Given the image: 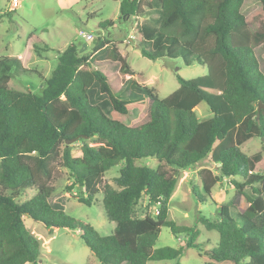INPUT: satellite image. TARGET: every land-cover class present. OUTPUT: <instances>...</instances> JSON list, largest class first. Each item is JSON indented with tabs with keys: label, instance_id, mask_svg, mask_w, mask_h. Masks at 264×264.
<instances>
[{
	"label": "trees",
	"instance_id": "trees-1",
	"mask_svg": "<svg viewBox=\"0 0 264 264\" xmlns=\"http://www.w3.org/2000/svg\"><path fill=\"white\" fill-rule=\"evenodd\" d=\"M119 1L121 20L144 17L145 9L158 5L154 25L140 27L142 56L181 58L185 66H205L208 73L192 80L177 76L179 87L159 99L143 74L130 68L127 54L110 50V60L120 64L116 74L94 65V55L110 44L98 39L90 52L66 47L37 96L9 87L13 68H22V62L0 58V264H37L39 242L24 217L48 229L79 230L99 264L179 259L181 249L154 247L162 227L176 236L192 231L168 220V203L177 173L206 159L208 166L197 173L205 196L193 190L194 197L212 200L211 191L222 180L229 181L234 194L219 206L217 219L199 220L219 236L217 248L199 249V256L210 264H264V145L252 155L241 151L247 141L264 139V108L257 111L264 106V74L253 51L264 49V0L248 16L242 13L246 0ZM113 25L106 21L101 28ZM27 45L38 57L47 47L34 34ZM126 77L132 92L123 100L118 94ZM94 85L112 112L135 111L136 117L128 124L107 117L89 100ZM202 102L212 116L199 120L195 109ZM75 139L80 156L73 155V143L67 144ZM141 160H156L158 166L138 165ZM120 164L116 188L103 184L105 174ZM56 167L83 188L81 203L90 205L102 193L106 217L115 224L110 236L51 206ZM189 236L184 246L199 248L198 232Z\"/></svg>",
	"mask_w": 264,
	"mask_h": 264
},
{
	"label": "rangeland",
	"instance_id": "rangeland-1",
	"mask_svg": "<svg viewBox=\"0 0 264 264\" xmlns=\"http://www.w3.org/2000/svg\"><path fill=\"white\" fill-rule=\"evenodd\" d=\"M12 0H0V58L16 57L21 60L22 68H13V78L9 87L13 90L32 93L40 96L45 80L49 79L57 66L58 55L70 44H74L79 51L84 45L87 49L82 53L91 51V46L98 39L110 42L108 46L94 55V65L108 73L116 74L120 64L112 62L110 50L116 49L127 54V62L130 68L137 73H142L145 85L154 88L159 99H164L178 87L177 76L184 80H192L208 73L205 66L192 64L187 67L181 58H160L150 60L141 54L138 43L142 39L140 27L144 24L154 25L153 19L158 17V5L153 4L152 9H145L144 17L119 19V0H19L15 9L11 7ZM147 1V0H145ZM260 7L259 0H246L242 9L245 16L253 13ZM106 21L114 22V25L105 29L101 24ZM34 34L47 47L41 57L36 56L27 45L28 37ZM84 35L90 34L93 39L87 41ZM260 71L264 74V49L257 46L253 49ZM115 76L111 79L114 85ZM122 84V90L118 97L129 99L132 92V81ZM91 104L99 106L107 117L118 120L124 124L132 121L137 113L135 111L127 115H118L111 111L108 99L98 93L97 85L91 87L88 92ZM195 113L199 120L211 117V112L205 103H200ZM90 146H95L92 140H88ZM263 138H254L241 146V151L247 155L262 152ZM80 143H73L72 153L80 156ZM209 160H203L199 165L191 167L184 172L177 173V186L168 203V220L177 226L190 228L197 231L195 244L199 248H187L184 246L192 233L173 235L167 227H162L154 249L169 247L175 250L181 249L182 256L177 260L148 262L147 264H210L199 256L200 250L217 248L218 233L207 231L200 223V219H217L218 209L227 203L234 194L233 187L228 180L217 183L211 191V199L207 197L205 202L194 197L204 198L201 190V182L197 173L208 166ZM138 165H145L152 169L158 166L156 160H141ZM122 165L110 169L103 178V184L116 188L114 180L119 175ZM73 179L69 177L65 169L56 167L52 185L55 192L49 202L55 209L63 211L67 216L83 224L91 226L100 236H110L115 224L110 222L102 205V193L92 198L90 205L80 202L85 198L83 188L72 185ZM70 186V190L68 187ZM250 192L249 188L246 189ZM24 198L20 199V202ZM146 201L144 202V204ZM156 212V207L151 208ZM233 218L235 212L230 211ZM28 232L39 242L40 255L37 264H99L85 245L79 230L60 228H46L43 224L33 221L28 217L23 218Z\"/></svg>",
	"mask_w": 264,
	"mask_h": 264
},
{
	"label": "built area",
	"instance_id": "built-area-1",
	"mask_svg": "<svg viewBox=\"0 0 264 264\" xmlns=\"http://www.w3.org/2000/svg\"><path fill=\"white\" fill-rule=\"evenodd\" d=\"M18 4H19V0H12L11 1V7H12V9H15L18 6ZM83 36H84V38L87 41H91L93 39L92 35H90V34H86V35L83 34Z\"/></svg>",
	"mask_w": 264,
	"mask_h": 264
},
{
	"label": "water",
	"instance_id": "water-1",
	"mask_svg": "<svg viewBox=\"0 0 264 264\" xmlns=\"http://www.w3.org/2000/svg\"><path fill=\"white\" fill-rule=\"evenodd\" d=\"M94 46H95V45L93 44L92 47H91V49L94 48ZM86 49H87V45H84L83 48H82V50L80 51V53H82V52H83L84 50H86ZM262 108H264V106H263L262 104H260V106H259L258 109H257L258 113L260 112V110H261ZM76 140H77V139H75V140H71L70 142H67V144L75 143ZM263 140H264V139H263Z\"/></svg>",
	"mask_w": 264,
	"mask_h": 264
},
{
	"label": "crops",
	"instance_id": "crops-1",
	"mask_svg": "<svg viewBox=\"0 0 264 264\" xmlns=\"http://www.w3.org/2000/svg\"><path fill=\"white\" fill-rule=\"evenodd\" d=\"M92 47V46H91Z\"/></svg>",
	"mask_w": 264,
	"mask_h": 264
}]
</instances>
